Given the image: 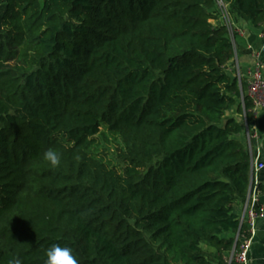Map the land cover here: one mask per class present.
<instances>
[{
    "label": "trees",
    "instance_id": "obj_1",
    "mask_svg": "<svg viewBox=\"0 0 264 264\" xmlns=\"http://www.w3.org/2000/svg\"><path fill=\"white\" fill-rule=\"evenodd\" d=\"M222 1L264 29V0ZM217 4L0 0V264H237L255 116Z\"/></svg>",
    "mask_w": 264,
    "mask_h": 264
},
{
    "label": "crops",
    "instance_id": "obj_2",
    "mask_svg": "<svg viewBox=\"0 0 264 264\" xmlns=\"http://www.w3.org/2000/svg\"><path fill=\"white\" fill-rule=\"evenodd\" d=\"M236 33L243 38L246 46L239 49V53L230 65L232 73L240 79L247 82L248 73L255 68L256 64H261L264 72V54L260 53L264 46L263 28H254L244 22H236L233 25ZM248 86V85H247ZM228 117L235 118L240 123L246 125L245 116L239 113V101L235 107L227 113ZM241 140L245 142L252 158V178L250 193L258 186H264V169L256 172L254 165H264V109H259L255 117V125L246 131ZM258 206L263 210V216L257 221L255 230L256 236L253 239L252 247L249 253L248 264H264V193L258 195ZM244 205L236 208L237 214L241 215ZM243 243V240H241Z\"/></svg>",
    "mask_w": 264,
    "mask_h": 264
},
{
    "label": "built area",
    "instance_id": "obj_3",
    "mask_svg": "<svg viewBox=\"0 0 264 264\" xmlns=\"http://www.w3.org/2000/svg\"><path fill=\"white\" fill-rule=\"evenodd\" d=\"M218 9L222 14V20L224 24L228 27L230 34L233 36L236 33L234 26L231 24L229 20V16L227 13V6L224 4L222 0H218ZM263 40H264V29H263ZM260 53L264 54V46L261 48ZM239 82L241 84L242 81ZM247 96L253 103L254 109L253 113L256 117V113L259 109H264V72L261 67V64H256L255 68H253L247 76ZM244 104L242 98V105ZM256 172L264 169L263 164H255L253 168ZM260 194L258 187L254 189L252 193L249 194L246 203L244 204L243 212L240 215L241 225H246L248 228L249 237L242 239L240 251L237 254H234L230 263L235 260L237 264H248L249 263V253L252 247V242L254 237L256 236V224L257 221L262 218L263 210L258 206V195Z\"/></svg>",
    "mask_w": 264,
    "mask_h": 264
},
{
    "label": "clouds",
    "instance_id": "obj_4",
    "mask_svg": "<svg viewBox=\"0 0 264 264\" xmlns=\"http://www.w3.org/2000/svg\"><path fill=\"white\" fill-rule=\"evenodd\" d=\"M52 167H59L61 163V155L54 150H47L43 154ZM47 260L45 264H79L77 257L73 254L71 248L60 246L59 244L52 245L46 252ZM9 264H21L19 259L9 261Z\"/></svg>",
    "mask_w": 264,
    "mask_h": 264
},
{
    "label": "rangeland",
    "instance_id": "obj_5",
    "mask_svg": "<svg viewBox=\"0 0 264 264\" xmlns=\"http://www.w3.org/2000/svg\"><path fill=\"white\" fill-rule=\"evenodd\" d=\"M103 145L104 146L106 145L105 147L110 149V153L109 152H106L104 149L101 151V153L102 154H108L109 153V155L111 154L110 156H113V158L116 159V157H115L116 153H114V149L117 147L116 143L115 142H112L111 144L103 143ZM204 249L206 251H212L211 249H208L206 247H204Z\"/></svg>",
    "mask_w": 264,
    "mask_h": 264
},
{
    "label": "water",
    "instance_id": "obj_6",
    "mask_svg": "<svg viewBox=\"0 0 264 264\" xmlns=\"http://www.w3.org/2000/svg\"><path fill=\"white\" fill-rule=\"evenodd\" d=\"M234 254H235V250L231 253L230 260L232 259V257L234 256Z\"/></svg>",
    "mask_w": 264,
    "mask_h": 264
}]
</instances>
